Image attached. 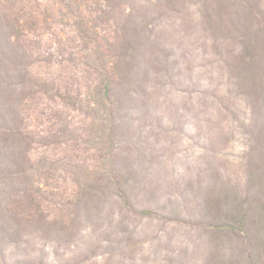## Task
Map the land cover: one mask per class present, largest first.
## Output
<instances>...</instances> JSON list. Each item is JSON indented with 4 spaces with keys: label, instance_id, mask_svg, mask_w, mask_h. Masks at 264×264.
Listing matches in <instances>:
<instances>
[{
    "label": "trees",
    "instance_id": "16d2710c",
    "mask_svg": "<svg viewBox=\"0 0 264 264\" xmlns=\"http://www.w3.org/2000/svg\"><path fill=\"white\" fill-rule=\"evenodd\" d=\"M137 1L0 0V247L29 244L31 232L58 242L108 194L125 202L117 121L134 95L149 104L170 55ZM147 3L211 43L248 113L243 191L221 179L203 202V226L241 261L203 264H264V0Z\"/></svg>",
    "mask_w": 264,
    "mask_h": 264
},
{
    "label": "rangeland",
    "instance_id": "374dc122",
    "mask_svg": "<svg viewBox=\"0 0 264 264\" xmlns=\"http://www.w3.org/2000/svg\"><path fill=\"white\" fill-rule=\"evenodd\" d=\"M136 3L135 14L150 21L153 44L170 55L168 71L152 82L149 104L134 95L117 121L123 132L114 168L130 176L125 202L108 194L99 213H79L72 233L58 242L31 232L29 244L4 245L0 264L241 261L238 245L216 239L203 226V202L221 179L244 189L245 104L211 43L199 33L189 35L185 18L155 11L147 0Z\"/></svg>",
    "mask_w": 264,
    "mask_h": 264
}]
</instances>
